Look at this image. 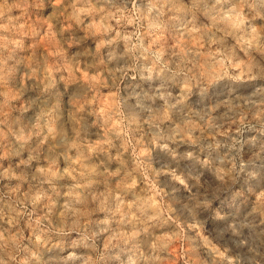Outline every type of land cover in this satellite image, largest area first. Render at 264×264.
<instances>
[{"label": "rangeland", "instance_id": "obj_1", "mask_svg": "<svg viewBox=\"0 0 264 264\" xmlns=\"http://www.w3.org/2000/svg\"><path fill=\"white\" fill-rule=\"evenodd\" d=\"M0 264H264V0H0Z\"/></svg>", "mask_w": 264, "mask_h": 264}]
</instances>
